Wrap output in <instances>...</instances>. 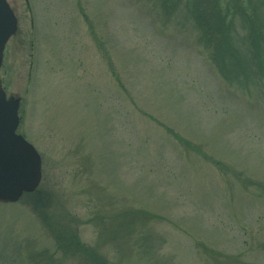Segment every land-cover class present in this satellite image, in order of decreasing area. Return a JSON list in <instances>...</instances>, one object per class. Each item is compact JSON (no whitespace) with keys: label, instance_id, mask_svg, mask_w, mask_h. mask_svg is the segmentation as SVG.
<instances>
[{"label":"rangeland","instance_id":"obj_1","mask_svg":"<svg viewBox=\"0 0 264 264\" xmlns=\"http://www.w3.org/2000/svg\"><path fill=\"white\" fill-rule=\"evenodd\" d=\"M8 2L42 180L0 264H264V0Z\"/></svg>","mask_w":264,"mask_h":264},{"label":"water","instance_id":"obj_2","mask_svg":"<svg viewBox=\"0 0 264 264\" xmlns=\"http://www.w3.org/2000/svg\"><path fill=\"white\" fill-rule=\"evenodd\" d=\"M17 30V19L6 0H0V68L8 39ZM20 99L7 98L0 78V201H17L35 190L42 177L41 156L17 133Z\"/></svg>","mask_w":264,"mask_h":264}]
</instances>
